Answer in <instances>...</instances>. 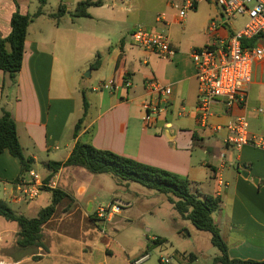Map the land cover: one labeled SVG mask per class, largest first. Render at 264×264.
<instances>
[{"label": "crops", "instance_id": "crops-1", "mask_svg": "<svg viewBox=\"0 0 264 264\" xmlns=\"http://www.w3.org/2000/svg\"><path fill=\"white\" fill-rule=\"evenodd\" d=\"M82 1L85 0H59L57 8L47 14H44L45 6L43 14L32 24H37L43 15L53 24L37 25L35 32H32L34 25L29 26L24 41L22 69L16 82L0 70V115L7 111L16 121L24 154L34 159L32 171L39 174L36 171L38 159L42 155L47 157L43 162L47 173L44 176L39 174L44 186L37 198L29 201L22 198L20 187L23 182L30 181L29 175L22 174L18 158L8 151L1 153L0 200L10 208L25 204V212L40 207L36 210L39 215L52 202L50 190H60L67 195L42 227L45 248L35 249L33 255L22 253L15 258V263H10L11 260L6 257H3L4 261L7 264H136L135 261L146 249L150 238L139 232L138 252L134 254L123 249L124 259L121 260L122 256L112 249L115 245L121 247V244H116L118 240L97 233L99 221L95 210L101 197H111L109 204L118 203L125 214L133 207V203L121 196L118 190L122 186L121 180L72 166L61 168L47 183L44 182L52 173L49 164L64 162L77 142L185 177L192 183L194 191L220 197L222 205L214 220L228 245L230 258L263 261L264 152L251 146L239 151L227 147L224 144L227 131L215 132L212 129L245 115L252 133L264 132V115L257 112L258 108H264V80L262 76L260 79L255 76L256 66L260 65L263 69L264 62L254 67L246 103L228 114L221 105H215L210 126L204 128L197 118L199 83L190 57L191 50L182 49L178 42L171 41L176 54L164 60L133 43L130 34L136 26L126 28L127 22L122 24L121 29L111 31L109 37L106 35L108 32L92 33L85 22H99L92 10L107 6L108 0H103L100 7H90L89 17L73 16ZM116 1L119 0H114L112 6L117 14L118 11L130 12L133 9L131 5L119 7ZM120 1L130 3L131 0ZM195 1L196 8L205 0ZM60 6L64 7L65 13L59 18H52L51 15L58 13ZM17 8L20 13L29 14L24 0H0V38L10 34L11 18ZM207 20L219 25L218 32L210 37L213 42L218 35L233 31L220 26L221 11L215 6L210 8ZM148 30L155 31L154 28ZM98 56L100 66L92 69L91 65ZM69 63L74 67H71L72 70L68 68ZM88 67L90 75L106 67L108 80H98V86L92 88L93 93L86 95L83 92L81 98L78 95L79 81L71 83V74L75 71L81 73ZM54 71L60 81L52 87ZM150 80L170 86L172 93L160 99L155 94H149L147 82ZM126 83L130 86H125ZM83 98L87 102V113L75 136V127L84 115ZM150 100L161 104L164 111L155 115L148 124L143 120V104ZM196 146H200L204 154L218 159V165L195 158ZM219 178L224 185L219 186ZM208 189L212 192L206 193ZM115 217L106 223H112ZM16 228L18 226L14 222L8 223L0 218L2 233L15 232ZM156 237L161 236H153L151 240ZM33 256L39 259L33 260ZM190 262H197V257L191 254L184 264Z\"/></svg>", "mask_w": 264, "mask_h": 264}, {"label": "rangeland", "instance_id": "rangeland-1", "mask_svg": "<svg viewBox=\"0 0 264 264\" xmlns=\"http://www.w3.org/2000/svg\"><path fill=\"white\" fill-rule=\"evenodd\" d=\"M119 1H116L117 6L128 7L131 5L133 9L130 12L118 11L117 14L112 6L114 0H108L107 6L103 8H93L94 10H92L94 15H96L95 18L98 19L99 22H85L86 27L89 29L91 28L92 33L100 32L101 34L108 32L106 35L109 37L114 29H121L123 26L122 24L127 22L128 25L126 28H131V26L135 25L136 27L140 26L145 29L154 28L156 32H164L169 36L171 41L178 42L182 49L192 50L203 48L206 44H214L213 39H210L214 34L209 31L211 22L207 20V16L209 15L211 7L215 6L217 9H219V7L211 0H205L199 3L198 7L188 12L182 22L177 19V16L179 10L184 5V0H131L130 3ZM24 3L28 6V13L33 15L37 10L38 1L24 0ZM58 4L59 0H48L44 9V14L52 10L54 11ZM158 19H164V21L158 23ZM246 22L247 18L245 16H239L230 19L226 26L233 31H239ZM52 24L53 21L43 15L39 18L37 24H32L34 25L32 26V32L37 30V25L49 26ZM72 66L73 65L69 63L68 68ZM90 71L91 69L88 67L81 73L80 71H75L71 74V83L75 84L76 81H79L80 92L78 95L81 98L83 92L86 95L93 93L91 92L92 88L98 86V80L102 78L108 80V77L106 78L108 73L106 67L99 72H94L93 75H90ZM255 76L258 79L262 76L264 80V68L262 69L260 65L256 66ZM59 81L60 78L58 73L54 71L52 87ZM58 153L59 155L62 154L61 152ZM194 157L208 160L214 165H218L219 162L218 159H214L212 155L204 154L200 146L194 148ZM45 158H47L45 155L40 156L36 166V171L42 176L47 173L43 163L46 160ZM107 175L108 177H115L113 175L110 176V174ZM114 179L117 178L115 177ZM121 183L122 186H119L118 190L121 196H125L124 198H127L133 203V207L128 214L122 211L120 212L121 214L116 215L112 223L99 221L96 227L97 233H104L109 238L118 240L116 244H121V247L115 245L112 249L116 254L122 256L121 260L124 259V250L127 252H134V254L138 252L140 239L137 233L143 232L150 238L148 243L151 244V249L148 252V259L142 264H163L161 262L162 258L170 259L171 264H184L186 260L189 261V256L191 254L197 257V262H190L189 264H212L214 258L220 252L212 245L211 234L209 232L198 230L190 220L183 219L168 201L167 196L162 193L132 181H121ZM211 192L212 191L209 190L206 193ZM111 200V197H101L98 202L99 204H109ZM26 206L25 204L12 206V209L16 213L22 214L27 218H37L38 212L36 213V210H40V207L25 212L24 208ZM35 207H37V205ZM218 212L219 211H216L213 217H216ZM125 218H129L127 220L131 222H127ZM15 224L18 226L17 223ZM148 229H150V231H147ZM16 231H19V227L16 228L15 232L13 231L9 234H4L0 231V255L11 260L12 262L5 259L10 263H15V258L22 253L33 255L35 249H37L30 248L21 251L16 245ZM224 233H226L225 229ZM156 235L165 238L166 241L163 244L154 245L151 238ZM224 237L227 238L225 235ZM32 259L37 260L39 257L33 256ZM132 264H134V262H132Z\"/></svg>", "mask_w": 264, "mask_h": 264}, {"label": "trees", "instance_id": "trees-1", "mask_svg": "<svg viewBox=\"0 0 264 264\" xmlns=\"http://www.w3.org/2000/svg\"><path fill=\"white\" fill-rule=\"evenodd\" d=\"M38 9L33 14H22L19 8L11 18V32L5 38H0V70L3 71L12 82H16L17 76L22 69L25 42L30 23L43 14V9L48 0H37ZM103 0H85L80 2L74 12L76 17H89L88 10L92 6L100 7ZM65 9L59 7L52 18H59ZM260 37L243 41V45L253 47ZM100 66L99 56L91 65L92 69ZM87 102L84 99V115L75 127V136L78 135L81 122L87 113ZM8 151L13 157L18 158L22 167V174L32 171L34 159L26 157L20 144L17 134V125L13 116L4 111L0 115V154ZM78 166L83 167L92 174H110L121 181H132L146 188L156 190L167 196L168 201L173 204L177 213L185 220H190L192 224L202 231L211 234V243L220 252L214 259L213 264H264L263 261L231 259L228 253V245L222 237L221 230L216 224L213 214L222 205V199L213 195H202L194 191L192 183L185 177L171 173L169 171L152 167L135 161L133 159L118 155L111 151L100 150L91 144L77 142L72 153L64 162H53L49 164L51 174L44 180L47 181L61 168ZM52 192V202L49 206L39 212L37 218H27L16 213L3 200H0V218L8 222L18 224L19 234L16 245L21 249L45 248L42 241V227L51 219L56 211L57 204L67 195L60 190H50ZM165 238L156 237L152 243L154 245L163 244ZM148 243L140 258L147 256L151 249ZM139 258V259H140ZM0 260H4L0 255Z\"/></svg>", "mask_w": 264, "mask_h": 264}, {"label": "built area", "instance_id": "built-area-1", "mask_svg": "<svg viewBox=\"0 0 264 264\" xmlns=\"http://www.w3.org/2000/svg\"><path fill=\"white\" fill-rule=\"evenodd\" d=\"M221 10V27L227 28V22L239 16H245L247 22L239 31H227L225 35H218L214 44L203 48L192 49L190 57L196 71L199 83L198 91V117L201 126L207 128L209 121L215 115L214 106L221 105L225 113L243 106L247 101L248 92L253 81V71L256 64L264 62V0H211ZM195 0H184V5L179 10L178 19L183 21L190 10L195 9ZM159 22L164 19H158ZM219 25L211 23L209 31L217 33ZM133 43L149 50L159 57L171 59L176 50L171 45V39L164 32H156L136 27L130 34ZM260 37L253 47L243 45V41ZM112 85V83H110ZM125 86H130L126 83ZM149 94H155L159 99L172 93L170 86H164L156 80L147 82ZM158 99V98H157ZM144 122L151 123L155 115L164 109L159 103L151 100L143 104ZM264 115V108L257 110ZM249 119L239 116L223 126L213 127V131H227L224 144L235 150L246 146L254 147L264 152V132L254 134L251 132ZM30 181L20 184L22 198L32 201L37 198L44 186L40 175L34 171L28 173ZM219 186L224 185L218 180ZM118 203H100L95 210L98 221H110L112 217L121 212ZM148 258L144 256L135 261L136 264ZM163 264H171L168 258L161 259ZM0 264H7L0 260Z\"/></svg>", "mask_w": 264, "mask_h": 264}, {"label": "water", "instance_id": "water-1", "mask_svg": "<svg viewBox=\"0 0 264 264\" xmlns=\"http://www.w3.org/2000/svg\"><path fill=\"white\" fill-rule=\"evenodd\" d=\"M243 175H244L245 177H248V174H246V173H244Z\"/></svg>", "mask_w": 264, "mask_h": 264}]
</instances>
